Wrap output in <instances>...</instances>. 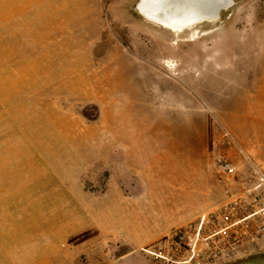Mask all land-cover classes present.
<instances>
[{
  "label": "rangeland",
  "instance_id": "374dc122",
  "mask_svg": "<svg viewBox=\"0 0 264 264\" xmlns=\"http://www.w3.org/2000/svg\"><path fill=\"white\" fill-rule=\"evenodd\" d=\"M138 3L92 0L88 18L59 24L53 54H10L0 40V264H85L71 261L78 241L67 236L112 212L93 193L109 174L100 151L115 149L158 172L169 165L172 179L185 165L186 187L202 163L220 195L202 231L220 243H201L212 254L202 264H264V243H246L254 228L229 227L262 206L264 0H234L179 37L146 22ZM226 133L246 153H232V175L215 163Z\"/></svg>",
  "mask_w": 264,
  "mask_h": 264
},
{
  "label": "crops",
  "instance_id": "0c3cea01",
  "mask_svg": "<svg viewBox=\"0 0 264 264\" xmlns=\"http://www.w3.org/2000/svg\"><path fill=\"white\" fill-rule=\"evenodd\" d=\"M91 1L0 0V40L4 49L18 50L10 52L15 55L53 54L59 24L75 22L76 15L88 18ZM100 131L102 135L121 136L119 128ZM117 152L100 151V165L108 162L109 174L104 189L98 195L91 192L96 198L110 197L108 200L114 201L112 212H94L91 224L69 233L67 242L83 233L91 234L81 243H72L73 263L81 259L85 264H148L143 249L213 212L220 202L219 187L209 186L202 163H195L197 173L202 172L198 183L186 187L185 165L182 173L172 179L169 165L162 167L167 173L164 176L155 163L145 164ZM0 243H5L2 237ZM252 243H264V239Z\"/></svg>",
  "mask_w": 264,
  "mask_h": 264
},
{
  "label": "built area",
  "instance_id": "2783aa9c",
  "mask_svg": "<svg viewBox=\"0 0 264 264\" xmlns=\"http://www.w3.org/2000/svg\"><path fill=\"white\" fill-rule=\"evenodd\" d=\"M224 138L228 150L225 154L218 153V158L215 159V163L217 164L219 174L232 175L239 169L241 164V160L236 161V156L234 154L232 155V153L242 155L244 156L243 158H246V153L233 141L229 133H226ZM210 146H213L212 140ZM258 178L259 183L253 190H258L256 198L260 199L262 206L258 209L249 210L243 219L236 223L232 222L229 226L232 227L245 221L247 228L251 225L255 232H257V235L250 234V238L246 240V243L264 239V171L261 172ZM218 211L219 209L216 208L213 212L205 215L201 219L174 230L143 249L148 264H202V262L207 257H211L212 254H209L207 250L203 249L201 243H220L219 240H212V236L202 238V231L206 218L209 216L213 217L214 215L218 216ZM219 233L220 232L217 230L214 236H218Z\"/></svg>",
  "mask_w": 264,
  "mask_h": 264
},
{
  "label": "bare ground",
  "instance_id": "6f19581e",
  "mask_svg": "<svg viewBox=\"0 0 264 264\" xmlns=\"http://www.w3.org/2000/svg\"><path fill=\"white\" fill-rule=\"evenodd\" d=\"M225 3L226 0H139L136 9L146 22L179 37L201 23L217 20L226 9L222 8ZM165 66L175 68L170 61Z\"/></svg>",
  "mask_w": 264,
  "mask_h": 264
},
{
  "label": "trees",
  "instance_id": "16d2710c",
  "mask_svg": "<svg viewBox=\"0 0 264 264\" xmlns=\"http://www.w3.org/2000/svg\"><path fill=\"white\" fill-rule=\"evenodd\" d=\"M210 145H211V139L209 140V146ZM90 236H91V234L86 232V233H83V234L78 235L76 237H73L72 239H70V242L71 241H78V243H81V242L87 240Z\"/></svg>",
  "mask_w": 264,
  "mask_h": 264
},
{
  "label": "water",
  "instance_id": "95a60500",
  "mask_svg": "<svg viewBox=\"0 0 264 264\" xmlns=\"http://www.w3.org/2000/svg\"><path fill=\"white\" fill-rule=\"evenodd\" d=\"M234 4V0H226L225 5L222 8L230 7Z\"/></svg>",
  "mask_w": 264,
  "mask_h": 264
}]
</instances>
